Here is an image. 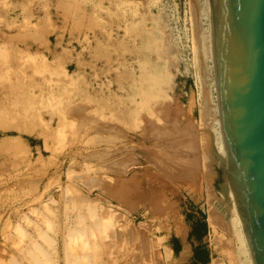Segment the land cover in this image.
<instances>
[{"label":"rangeland","instance_id":"1","mask_svg":"<svg viewBox=\"0 0 264 264\" xmlns=\"http://www.w3.org/2000/svg\"><path fill=\"white\" fill-rule=\"evenodd\" d=\"M208 8V0H0V257L31 238L51 254L45 264H64L66 227L90 206L88 217L106 220L100 238L110 244L90 250L86 241L83 262H244L236 238L211 222L210 188L226 201L216 190L219 166L210 163L209 182L205 151L188 141L210 129L205 110L216 105ZM159 100L164 112L154 109ZM168 132L176 142H166ZM165 161L183 177L167 173Z\"/></svg>","mask_w":264,"mask_h":264},{"label":"water","instance_id":"2","mask_svg":"<svg viewBox=\"0 0 264 264\" xmlns=\"http://www.w3.org/2000/svg\"><path fill=\"white\" fill-rule=\"evenodd\" d=\"M215 92L231 195L253 264H264V0H208ZM213 156L223 161L211 149Z\"/></svg>","mask_w":264,"mask_h":264},{"label":"bare ground","instance_id":"3","mask_svg":"<svg viewBox=\"0 0 264 264\" xmlns=\"http://www.w3.org/2000/svg\"><path fill=\"white\" fill-rule=\"evenodd\" d=\"M205 1V0H204ZM197 5V4H196ZM209 5V4H208ZM205 7H206V4H205ZM209 9V8H208ZM200 12V11H199ZM210 13V12H209ZM162 23V22H161ZM160 26V25H159ZM161 27V26H160ZM199 29V28H198ZM160 32V31H159ZM199 32V31H198ZM208 34H209V32H208ZM201 35V34H200ZM208 36V49H209V54H210V56H212V50H211V53H210V47H209V44H210V41H211V39H210V34L209 35H207ZM165 37V36H164ZM167 41V40H166ZM163 47V46H162ZM167 48L168 47H166V50H165V48H164V50L167 52ZM170 48V47H169ZM164 51V52H165ZM169 52V51H168ZM167 52V53H168ZM166 53V54H167ZM162 56V55H161ZM167 56V55H166ZM164 58V57H163ZM165 68V67H164ZM158 69V68H157ZM156 70V69H155ZM165 70V69H164ZM165 73V72H164ZM167 73V72H166ZM170 75V74H169ZM161 84H163V83H161ZM213 84H214V88H215V80L213 79ZM171 85V84H170ZM202 85V84H201ZM172 86V85H171ZM164 87V86H163ZM167 87V86H166ZM165 87V88H166ZM168 87H170V86H168ZM169 89V88H168ZM165 90V89H164ZM214 91H216L215 89H214ZM163 92V91H162ZM160 93V92H159ZM216 93V92H215ZM208 95V94H207ZM144 96V95H143ZM138 98H140V97H138ZM209 98V97H208ZM151 101V100H150ZM160 102H156V105H154V109H160V110H162L163 112H164V110H165V108H164V103L163 102H161V100H159ZM204 101V100H203ZM154 102V101H153ZM149 105H150V103H149ZM153 105V104H152ZM143 106V105H142ZM162 106V107H161ZM208 106V105H207ZM151 107V106H150ZM139 109H140V107H139ZM206 109V108H205ZM204 109V110H205ZM141 111V110H140ZM205 111H207V112H210L211 111V113H213V114H211V113H207V118L205 119L206 120V122H205V124H206V128H207V126H208V128H210L209 130H205L206 132H205V134L204 133H199L198 132V134H201V137H200V135H197L196 134V132H192V134H191V132L189 133L188 132V134H191V136H190V140H188L189 142H192L191 144H192V146H191V148H193L194 146L193 145H196V147H194L193 149V151L192 152H197V146H198V143L200 144L199 145V147H200V149L202 150V153H203V151H205L203 154H204V156H203V158H205L204 159V161L203 162H205V165H206V168L205 169H207V173H206V176L208 177V181L209 182H211L210 181V179L212 178V173H213V171H212V168L210 167L211 166V164L210 163H212V165L214 164V162H215V164H216V166H219L218 168L219 169H222V170H224L225 168H226V163H224L225 161H226V158H225V149H224V146H223V141H222V135H221V126H220V118H219V111H218V105H217V96H216V105L214 106V108L213 109H209V108H207V110H205ZM154 112V111H153ZM157 112V111H156ZM205 114H206V112H204ZM209 114H210V117H209ZM143 115V114H142ZM153 115V114H152ZM158 115H159V112H158ZM201 115V114H200ZM157 116V115H156ZM135 118V117H134ZM163 118V117H162ZM167 118V117H166ZM157 119H158V117H157ZM159 120V119H158ZM149 121H150V118H149ZM157 122V121H156ZM161 122V121H160ZM212 122V123H211ZM147 123V122H146ZM150 123H151V121H150ZM211 123V124H210ZM139 124H142V123H139ZM143 125V124H142ZM150 125H152V124H150ZM158 125V124H157ZM121 126V125H120ZM128 126H129V124H128ZM210 126H213V127H210ZM177 127V126H176ZM148 128V127H147ZM149 128H151V127H149ZM156 128V127H155ZM154 128V129H155ZM173 128V127H172ZM183 128V127H182ZM191 128V127H190ZM124 129V128H123ZM153 129V130H154ZM170 129V128H169ZM191 129H194V128H191ZM128 130V129H127ZM161 130V129H160ZM194 130H196V129H194ZM147 131V130H146ZM151 131V130H150ZM158 131V130H157ZM163 131V130H162ZM161 131V132H162ZM168 131V130H167ZM181 131V130H180ZM179 131V132H180ZM193 131V130H192ZM198 131V130H197ZM124 132V131H123ZM147 132H149V131H147ZM153 132V131H152ZM164 132H166V130L164 131ZM143 133V132H142ZM163 133V132H162ZM181 133V132H180ZM151 134V133H150ZM161 134V133H160ZM160 134H159V136H160ZM144 135V134H143ZM147 135V134H146ZM158 135V134H157ZM167 135H169V132H168V134H166L165 136H164V138L167 140L166 142H169L170 140V142H173V141H175V140H173L174 139V137H172V139L170 138H168V136ZM196 135H197V137H196ZM150 136H154V135H150ZM155 136H156V134H155ZM162 136V135H161ZM173 136V135H172ZM199 136V137H198ZM145 137V136H144ZM163 137V136H162ZM189 137V136H188ZM209 138V140H208V138ZM161 138V137H160ZM169 139V141H168V139ZM143 139V138H142ZM156 139H157V137H156ZM178 139V138H177ZM199 141H198V140ZM111 140V139H110ZM146 140H148V139H146ZM152 140V139H151ZM155 140V139H154ZM154 140H153V142H154ZM173 140V141H172ZM209 141V143H208V141ZM156 141V140H155ZM159 141V140H158ZM164 141V140H163ZM178 141V140H177ZM176 142V141H175ZM198 142V143H197ZM156 143H157V141H156ZM165 143V142H164ZM178 143H180V142H178ZM182 143V145L184 146V143L185 142H181ZM180 143V144H181ZM187 143V142H186ZM167 144H169V143H167ZM172 144V143H171ZM180 144H178V146L180 145ZM189 144V143H188ZM140 145V144H139ZM170 145V144H169ZM182 145L180 146V148L182 147ZM162 146V145H161ZM163 146H164V144H163ZM166 146V145H165ZM168 146V145H167ZM208 146V147H207ZM171 146H168V148H170ZM205 147H206V149L209 151H206V149H205ZM167 148V147H166ZM166 148L164 147V149L166 150ZM179 148V147H178ZM189 148H190V146H189ZM190 148V149H191ZM214 149V152L220 157V159L223 161V164H220V162H219V160H217L216 159V157L215 156H213V153H212V151H211V149ZM150 149V148H149ZM172 149H175V148H173L172 147ZM182 149V148H181ZM155 150V149H154ZM182 150H184V149H182ZM167 151H168V149H167ZM171 151V150H170ZM170 151H168V152H170ZM185 151V150H184ZM186 151H189V150H186ZM190 151V152H191ZM149 152V151H148ZM161 152H163V151H161ZM172 152V151H171ZM209 153H210V155H209ZM151 154V153H150ZM166 154V153H165ZM169 154V153H168ZM155 155V154H154ZM173 155H174V153H173ZM182 156V155H181ZM194 156V155H193ZM123 157V156H122ZM178 157V156H177ZM165 158V157H164ZM182 158V157H181ZM191 158V157H190ZM166 159V158H165ZM168 159V158H167ZM169 159H170V157H169ZM168 159V160H169ZM173 160V159H172ZM176 160V159H175ZM182 160V159H181ZM185 160V159H184ZM184 160L182 161L183 162V164L184 163H186V162H184ZM194 161H195V158L193 159ZM203 160V159H202ZM179 161V160H178ZM194 161H191V162H194ZM199 161H201L200 160V158H199ZM109 162V161H108ZM117 162V161H116ZM116 162H115V164H116ZM146 162V161H145ZM202 162V163H203ZM112 163V162H111ZM163 163V162H162ZM173 163V162H172ZM201 163V164H202ZM194 164V163H193ZM127 165V164H126ZM164 169H165V171L167 172V173H173V174H178L180 171H178V169L176 168V167H173V165H174V163H173V165L172 164H170L169 162H164ZM189 165H191V164H189ZM197 165H198V162H197ZM205 165H201V166H205ZM162 166V165H161ZM182 166V165H181ZM186 166H188V164L186 163ZM193 166H196V164H194ZM180 167V166H179ZM189 167V172L191 173H194V170H195V167H192V166H188ZM112 168V167H111ZM116 168V167H115ZM196 168H197V166H196ZM199 168V167H198ZM202 168H204V167H202ZM113 170V169H112ZM116 170V169H115ZM203 170V169H202ZM164 171V170H163ZM201 171V170H200ZM198 173V172H197ZM180 174V173H179ZM178 174V175H179ZM179 176H182V174H180ZM186 176V175H185ZM191 176V175H190ZM194 176V175H193ZM183 177V176H182ZM192 177V176H191ZM195 177V176H194ZM195 179V178H194ZM124 180V179H123ZM129 180V179H128ZM183 180H185L184 178H183ZM193 180V179H192ZM96 181V180H95ZM98 181V180H97ZM102 181V180H101ZM106 181V180H105ZM108 181V180H107ZM121 181H122V179H121ZM120 181V182H121ZM127 181V180H126ZM125 181V182H126ZM189 181V180H188ZM93 183H95L94 181H92ZM110 182V181H109ZM207 182V181H206ZM209 182H207V183H209ZM99 183H100V181H99ZM197 184V183H196ZM95 185V184H94ZM169 185V184H168ZM209 185V184H208ZM89 186V185H88ZM93 186V185H92ZM114 186V185H113ZM117 186V185H116ZM115 186V187H116ZM120 186H122V185H120ZM132 186V185H131ZM94 187V186H93ZM124 187V186H123ZM195 187V186H194ZM210 187V186H209ZM120 188V187H119ZM97 189V188H96ZM113 189V188H112ZM115 189V188H114ZM121 189V188H120ZM123 189V188H122ZM209 189V188H208ZM64 190V189H63ZM117 190V189H116ZM116 190H114V191H116ZM124 190V189H123ZM212 189L210 188V190H209V194H207L208 195V200H209V207H210V218H211V222H213V224H215V225H217V226H219L220 227V229L222 230H225L226 232H228V233H230L234 238H236V240H237V242H238V248H237V250H239L238 251V255H239V257L241 256V257H243L245 260H244V262H239V264H253V262H252V260H251V256H250V254H249V250H248V247H247V244H246V241H245V237H244V234H243V230H242V226H241V222H240V220H239V218H238V215H237V213H236V211L234 210V209H232V208H230V206H229V202L231 201V195H230V193H227V195L226 196H224V195H222L221 194V196H223V198H225V203H224V201H221L219 198H216L215 197V193L214 192H212L211 191ZM64 193V192H63ZM73 193V192H72ZM117 193V192H116ZM129 192H127V194H128ZM65 194V193H64ZM118 194H120V192L118 193ZM125 194H126V192H125ZM117 195V194H116ZM131 195V194H130ZM135 194H133V196H134ZM68 197V196H67ZM82 197V196H81ZM120 197H122V195H120ZM124 197V196H123ZM125 197H126V195H125ZM130 198H132V199H134L135 197H131L130 196ZM86 199V198H85ZM117 199V198H116ZM128 199H129V197H128ZM142 199V198H141ZM78 200V199H77ZM77 200H76V202H77ZM98 200V199H97ZM100 200V199H99ZM120 200H123V199H120ZM137 200V199H136ZM88 201V200H87ZM166 201V200H165ZM71 202V201H70ZM73 202V201H72ZM75 202V203H76ZM92 202V201H91ZM127 202V201H126ZM132 202H133V200H132ZM139 202H141V201H139ZM88 203V202H87ZM90 203V202H89ZM122 203H123V201H122ZM125 203V202H124ZM131 203V202H130ZM135 203V202H134ZM133 203V204H134ZM137 203V202H136ZM81 204V203H80ZM108 204V203H107ZM127 204H128V202H127ZM64 205V204H63ZM69 205H71V204H69ZM77 205H78V203H77ZM82 205H83V203H82ZM84 205H86V204H84ZM92 205V204H91ZM45 205H43V207H44ZM75 205H73V209L75 208L74 207ZM64 207V209H65V206H63ZM80 207H85V206H80ZM79 207V208H80ZM92 207V206H91ZM46 208V207H45ZM86 208L89 210V213L93 216V211L95 210V209H90V206H86ZM154 208V207H153ZM48 209V208H47ZM47 209H46V211H47ZM50 209V208H49ZM54 209V208H53ZM82 209H84V208H82ZM17 211V210H16ZM37 211V210H36ZM49 211V210H48ZM47 211V212H48ZM51 211V210H50ZM55 211V210H54ZM54 211H53V213H54ZM65 211V210H64ZM77 211L79 212L80 211V209L78 210V208H77ZM76 211V213H78ZM85 212H86V210H84ZM102 211V210H101ZM100 211V212H101ZM41 212V211H40ZM39 213V212H38ZM45 213V212H44ZM71 213V212H70ZM88 213V212H87ZM87 213H85V214H87ZM89 213L87 214V217L88 216H91V215H89ZM102 213H104V212H102ZM165 213V212H164ZM46 214V213H45ZM51 214V213H50ZM49 214V215H50ZM63 214V213H62ZM113 214V213H112ZM160 214V213H159ZM176 214V213H175ZM174 214V215H175ZM25 215V214H24ZM41 215V214H40ZM66 215V214H65ZM105 215V214H104ZM116 215V214H115ZM171 215V214H170ZM32 216V215H31ZM51 217H52V215H50ZM68 216V215H67ZM96 216V215H95ZM102 216V215H101ZM154 216V215H153ZM160 216V215H159ZM24 217V216H23ZM85 217V215L83 214H78L76 217H74L75 218V220H76V222H74V225H72V226H74V227H66V237H67V240H66V238H64L66 241L64 242V241H62L63 243H62V251H63V257H62V263H64V264H90V263H93V262H91V258L89 259V260H87V262H83V260H85L86 259V257L84 256V254H83V252H85V250L87 251H89V249H88V247L89 246H87L88 244L90 245V243L89 242H92V244H91V248H90V250H99L100 248V246H102V249L103 250H105V249H107V247H108V245L110 244H108L106 241H103V239H101L100 237V235H102V236H104L103 234H100L101 232L103 233V231L102 230H105L104 228H106L107 226H106V224H105V226H104V220L103 221H101V219H99V222H98V220H96V218L95 219H93L92 217V219L93 220H90L91 218L90 217ZM103 217V216H102ZM42 218H43V216H42ZM45 218V217H44ZM90 218V219H89ZM26 219V218H25ZM65 219V218H64ZM14 220V219H13ZM88 220V221H87ZM106 221V220H105ZM108 221V220H107ZM69 222V221H68ZM116 222V221H115ZM120 222V221H119ZM178 223V222H177ZM31 224V223H30ZM40 224V223H39ZM32 225V224H31ZM45 225V224H44ZM63 225V224H62ZM68 225H70V224H68ZM120 225V224H119ZM47 226H49V225H47ZM15 227H16V224H15ZM50 227H51V225H50ZM121 227V226H120ZM17 228H19L18 226H17ZM21 228V227H20ZM65 228V227H64ZM176 228H178L177 226H176ZM175 228V229H176ZM46 229V228H45ZM49 229V228H48ZM166 229V228H165ZM18 230V229H17ZM36 230V229H35ZM34 230V231H35ZM40 230V229H39ZM64 230V229H63ZM116 230V229H115ZM144 230V229H143ZM157 230V229H156ZM169 230V229H168ZM177 230H179V229H177ZM41 231V230H40ZM46 231V230H45ZM49 231V230H48ZM133 231H134V229H133ZM166 231V230H165ZM173 231H175V230H173ZM182 231V230H181ZM14 232H15V230H14ZM21 232V231H20ZM26 232V231H25ZM25 232H22V233H24V235H25ZM37 231H35V233H36ZM104 232H107V231H104ZM131 232H132V229H131ZM163 232V231H162ZM16 233V232H15ZM18 233V232H17ZM27 233V232H26ZM39 233V232H38ZM41 233V232H40ZM40 233H39V235H40ZM109 234L107 235V236H109V238H116V237H119L117 234H115V232L114 231H112V230H110L109 232H108ZM139 233V232H138ZM144 233V232H143ZM14 234V233H13ZM20 235H21V233H19ZM42 235H43V237H44V235L45 236H47L46 234H43V233H41ZM106 234V233H105ZM133 234H135V232L133 233ZM24 235H23V237H24ZM38 235V236H39ZM42 235H40L39 237L41 238V236ZM62 235V234H61ZM136 235V234H135ZM28 236L29 235H27V239H28ZM64 236V235H63ZM138 236H141V234L140 235H138ZM18 237V236H17ZM16 237V238H17ZM29 237H31V236H29ZM42 237V238H43ZM55 237V236H54ZM135 238H136V236H134ZM45 238V237H44ZM106 238V237H105ZM120 238V237H119ZM134 238V239H135ZM141 238V237H140ZM149 238V237H148ZM13 239V238H12ZM23 239V238H22ZM26 239V238H25ZM31 239V238H30ZM29 239V242L30 243H26L24 246L25 247H20L19 245V247L20 248H18V249H15V250H12V251H4V257L3 256H1L0 257V264H45V262H51L50 260H51V254L49 253V252H47V251H44V249H41L40 248V251L38 250L39 248H37V246L35 245V243L34 242H36L35 241V239H33V240H30ZM39 239V238H38ZM49 239H50V237H49ZM63 238H62V240H64ZM122 239V238H121ZM5 240V239H4ZM17 240H19V239H17ZM42 240H44V239H42ZM90 240V241H89ZM102 240V241H101ZM105 240V239H104ZM108 240V239H107ZM12 241V240H11ZM34 241V242H33ZM41 241V240H40ZM86 241H89L88 243H85ZM134 241V240H133ZM135 241H137V240H135ZM154 241V240H153ZM182 241V240H181ZM17 242V241H16ZM21 242H22V240H21ZM24 242V241H23ZM48 242H49V240H48ZM54 244H55V242H53ZM69 243L70 244H72L71 246L69 245ZM121 243H122V240H121ZM134 243V242H133ZM142 243V242H141ZM6 244V243H5ZM46 244V243H45ZM131 244H132V242H131ZM149 244V243H148ZM20 245H22V244H20ZM39 245V244H38ZM100 245V246H99ZM140 245V244H139ZM156 245V244H155ZM11 246V245H10ZM48 246H49V244H48ZM158 246V245H157ZM237 246V245H236ZM16 247V246H15ZM40 247V246H39ZM42 247V246H41ZM52 247H54L55 248V246H53L52 245ZM71 247H73V248H71ZM142 250H141V255L142 256H146L147 257V254L146 253H148V245H145L144 244V242H143V244H142ZM227 248H225L224 249V251H225V254H226V256H229V259H230V261H234L235 262V258L232 256L231 257V253H232V251L229 249V247L228 246H226ZM14 248V247H13ZM99 248V249H98ZM156 248V247H155ZM101 249V250H102ZM112 249V248H111ZM117 249H118V247H117ZM122 249V248H121ZM140 249V248H139ZM151 250H152V248H150ZM236 249V248H235ZM1 250H2V247H1ZM51 250H53V249H51ZM170 250V249H169ZM169 250H167V251H169ZM87 251V252H88ZM117 251V250H116ZM120 251V250H119ZM122 251V250H121ZM158 251V250H157ZM236 251V250H235ZM52 253H53V251H51ZM93 252V251H92ZM95 252V251H94ZM102 252V251H101ZM105 252V251H104ZM133 252V251H132ZM151 253H149V254H151V260L153 261V262H155L156 260H153V259H157V257H156V255L155 254H157L155 251L154 252H152V251H150ZM86 253V252H85ZM91 253V252H90ZM96 254L97 253H100V252H95ZM115 253V252H114ZM139 253V252H138ZM154 253V254H153ZM56 254H58V252L56 251L55 252V256L54 257H56ZM101 254V253H100ZM99 254V256H101ZM103 254V253H102ZM111 254V253H110ZM148 254V255H149ZM159 254V253H158ZM169 254V253H168ZM89 255V254H88ZM124 255V254H123ZM87 256V255H86ZM94 256H95V254H94ZM94 256H93V259H94ZM110 256V255H109ZM125 256V255H124ZM158 256V255H157ZM88 257V256H87ZM113 257V256H112ZM127 257V256H126ZM156 257V258H155ZM84 258V259H83ZM101 258V257H100ZM99 258V259H100ZM118 258V257H117ZM125 258V257H124ZM140 257H138L137 258V261H136V263L137 264H140V263H143L140 259H139ZM173 258V257H172ZM238 258V257H237ZM92 259V260H93ZM97 259L98 258H96V261H97ZM135 259V258H134ZM178 259V258H177ZM54 260V259H53ZM111 260V259H110ZM125 260V259H124ZM217 260V259H216ZM219 260V259H218ZM95 261V260H94ZM109 261V260H108ZM143 261H145V260H143ZM158 261V260H157ZM53 262V261H52ZM99 262V261H98ZM97 262V263H98ZM102 262V261H101ZM101 262H99V264L101 263ZM113 262H114V260H113ZM149 262V261H148ZM214 262V261H213ZM212 262V263H213ZM221 262V261H220ZM54 263V262H53ZM52 263V264H53ZM132 264H134L135 263V261H132L131 262ZM150 263H151V261H150ZM219 262H217V261H215L213 264H218ZM50 264V263H49ZM105 264H106V262H105ZM120 264V263H119ZM220 264V263H219ZM238 264V263H237Z\"/></svg>","mask_w":264,"mask_h":264},{"label":"crops","instance_id":"4","mask_svg":"<svg viewBox=\"0 0 264 264\" xmlns=\"http://www.w3.org/2000/svg\"><path fill=\"white\" fill-rule=\"evenodd\" d=\"M175 228H176V227H175ZM175 228H174L175 231H173V233H174L175 235L180 234V233H181L180 229L177 230L178 228H176V229H175ZM181 240H182V241H181ZM185 240H186V237H185V236H184V238L180 237V238H179V243H181V244L183 245L184 242H186ZM212 262H213V261H212ZM186 263H187V262H186ZM186 263H185V264H186ZM188 263H189V262H188ZM189 264H190V263H189Z\"/></svg>","mask_w":264,"mask_h":264}]
</instances>
